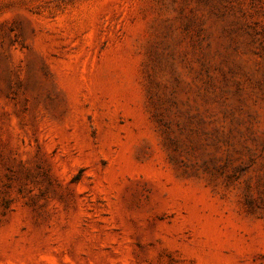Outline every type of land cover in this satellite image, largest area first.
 Returning <instances> with one entry per match:
<instances>
[{
    "label": "rangeland",
    "instance_id": "rangeland-1",
    "mask_svg": "<svg viewBox=\"0 0 264 264\" xmlns=\"http://www.w3.org/2000/svg\"><path fill=\"white\" fill-rule=\"evenodd\" d=\"M0 264H264V0H0Z\"/></svg>",
    "mask_w": 264,
    "mask_h": 264
}]
</instances>
